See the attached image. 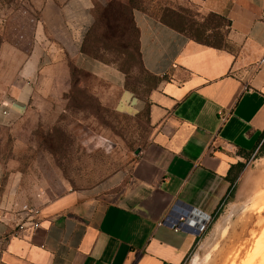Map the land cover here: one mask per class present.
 I'll return each mask as SVG.
<instances>
[{
    "label": "crops",
    "instance_id": "obj_1",
    "mask_svg": "<svg viewBox=\"0 0 264 264\" xmlns=\"http://www.w3.org/2000/svg\"><path fill=\"white\" fill-rule=\"evenodd\" d=\"M56 1L47 0L45 15L80 17L75 28H88L93 0ZM185 1L201 14L225 17L229 48L197 43L134 11L143 69L158 79L144 100L125 90L115 67L76 48L78 68L118 91L127 110H146L149 139L128 174L97 189L67 190L38 207L40 226L0 245V264L184 263L197 236L173 231L162 219L173 207L196 218L215 213L239 175L232 181L229 169L245 166L264 138V62L255 66L264 59V0ZM38 63L34 57L20 82L1 90L0 103L8 107L0 106V131L25 112ZM10 186L0 174V237L24 220L25 207L36 206Z\"/></svg>",
    "mask_w": 264,
    "mask_h": 264
},
{
    "label": "rangeland",
    "instance_id": "obj_2",
    "mask_svg": "<svg viewBox=\"0 0 264 264\" xmlns=\"http://www.w3.org/2000/svg\"><path fill=\"white\" fill-rule=\"evenodd\" d=\"M46 3L0 0V93L20 82L25 67L39 58L25 112L0 131L1 180L14 194L36 203L28 206L35 208L67 190L97 189L128 174L134 152L149 139L145 111L127 110L118 91L72 59L94 25L88 49L115 62L123 59L115 52L120 34L115 24L126 27L133 7L155 16L167 14L188 34L199 30L212 39L215 33L201 31L203 16L185 0H93L94 16L85 31L74 26L80 17L45 15ZM145 83L132 64L127 91L144 100ZM0 106L8 107L5 102ZM263 193L264 138L215 213L201 218V230L183 264H242L263 235L264 201L251 207Z\"/></svg>",
    "mask_w": 264,
    "mask_h": 264
},
{
    "label": "trees",
    "instance_id": "obj_3",
    "mask_svg": "<svg viewBox=\"0 0 264 264\" xmlns=\"http://www.w3.org/2000/svg\"><path fill=\"white\" fill-rule=\"evenodd\" d=\"M131 9H132V11L134 10V11L144 12V13L158 19L162 24L173 28L174 30L184 34L186 37H188L189 39H191L197 43H200V44H203L206 46H210V47L215 48V49H228L229 48L227 41H226L227 27L229 24H228V22L224 16L217 15L214 13L201 14L203 16L202 24L199 26V28H201V31H206V32L207 31L208 32L214 31L215 32L213 34V38L210 39L209 37L203 38L202 33H200L199 30H194L192 34H190V33L188 34V31L186 30V28L184 27V25L180 21L171 18L167 14L155 16V15H152V14L146 12L145 10H143L141 8L133 7ZM132 11L130 10L129 18L127 20L126 27L122 28V27H120L119 24H115V26L119 28L118 31L120 32V34L118 36V40H117L118 42L116 44L117 48H115V52L117 53V55L122 56L123 59H119L116 62L115 61H108V60L104 59L103 57H101L97 51L96 52L90 51L88 49L89 48L88 41H89L90 37L92 36V34H94L96 31L95 25L87 33V35L84 39V42L81 46V52L87 56H90L91 58L95 59L96 61H98L100 63L115 67L124 76L125 90H129L127 87V84H126V78H127L128 72L130 70V67L132 66V64L137 65L138 69L141 70V72L144 74V76L146 78L145 85H147V92H146V96H147L149 90L156 86L158 79L149 75L143 69L141 57H140V52H139V43H138L139 32H138V29L134 23V20H133L134 11H133V13H132ZM171 16H172V14H171ZM114 22L115 23L117 22V18H116V21H114ZM121 34L124 35V39H122ZM146 96H145V98H146ZM145 113H146V110H145ZM243 168H244V164H242V163H238L234 166H231V168L229 169L227 178H230V176L233 174V177H232V181H233L237 177V175L242 171Z\"/></svg>",
    "mask_w": 264,
    "mask_h": 264
},
{
    "label": "built area",
    "instance_id": "obj_4",
    "mask_svg": "<svg viewBox=\"0 0 264 264\" xmlns=\"http://www.w3.org/2000/svg\"><path fill=\"white\" fill-rule=\"evenodd\" d=\"M263 62L264 59H261L255 66L259 67ZM4 114H6V112ZM219 119L221 122H224L226 114L219 112ZM23 212L25 213L24 220L16 226L12 233L0 237V245H3L12 237L18 236L20 232L27 228L36 230L40 226V209L25 207ZM201 218L202 217L196 218L192 216V214L186 211L184 212V210L179 207H173L165 215L160 224L169 227L173 231H190L197 236V233L201 230Z\"/></svg>",
    "mask_w": 264,
    "mask_h": 264
},
{
    "label": "bare ground",
    "instance_id": "obj_5",
    "mask_svg": "<svg viewBox=\"0 0 264 264\" xmlns=\"http://www.w3.org/2000/svg\"><path fill=\"white\" fill-rule=\"evenodd\" d=\"M262 201H264V193L255 198L254 204L251 207L258 205ZM242 264H264V231L262 237L256 241L252 252Z\"/></svg>",
    "mask_w": 264,
    "mask_h": 264
},
{
    "label": "water",
    "instance_id": "obj_6",
    "mask_svg": "<svg viewBox=\"0 0 264 264\" xmlns=\"http://www.w3.org/2000/svg\"><path fill=\"white\" fill-rule=\"evenodd\" d=\"M139 152H140V149H137V150L134 152V154H135V155H138Z\"/></svg>",
    "mask_w": 264,
    "mask_h": 264
},
{
    "label": "flooded vegetation",
    "instance_id": "obj_7",
    "mask_svg": "<svg viewBox=\"0 0 264 264\" xmlns=\"http://www.w3.org/2000/svg\"><path fill=\"white\" fill-rule=\"evenodd\" d=\"M185 211H186V212H188V211H189V209H185Z\"/></svg>",
    "mask_w": 264,
    "mask_h": 264
}]
</instances>
